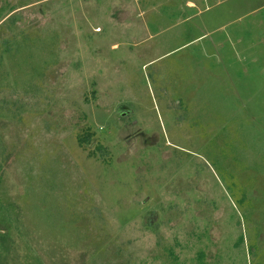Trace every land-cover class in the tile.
<instances>
[{
	"label": "rangeland",
	"instance_id": "obj_1",
	"mask_svg": "<svg viewBox=\"0 0 264 264\" xmlns=\"http://www.w3.org/2000/svg\"><path fill=\"white\" fill-rule=\"evenodd\" d=\"M0 264H264V0H0Z\"/></svg>",
	"mask_w": 264,
	"mask_h": 264
},
{
	"label": "trees",
	"instance_id": "obj_2",
	"mask_svg": "<svg viewBox=\"0 0 264 264\" xmlns=\"http://www.w3.org/2000/svg\"><path fill=\"white\" fill-rule=\"evenodd\" d=\"M90 138H91V135H87V136H85L84 138L79 139V141H80V143L88 144L89 141H90Z\"/></svg>",
	"mask_w": 264,
	"mask_h": 264
}]
</instances>
